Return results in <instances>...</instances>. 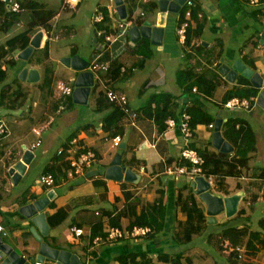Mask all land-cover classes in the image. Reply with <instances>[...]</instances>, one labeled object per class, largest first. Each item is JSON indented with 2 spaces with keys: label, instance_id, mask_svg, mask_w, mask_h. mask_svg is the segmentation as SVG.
I'll return each instance as SVG.
<instances>
[{
  "label": "crops",
  "instance_id": "crops-1",
  "mask_svg": "<svg viewBox=\"0 0 264 264\" xmlns=\"http://www.w3.org/2000/svg\"><path fill=\"white\" fill-rule=\"evenodd\" d=\"M17 1L21 4L22 1L27 0ZM34 1L43 3L46 8L54 11L55 14L50 21L53 34L50 39L44 35L40 46L34 48L27 60L18 58L17 55L21 50L16 52L15 65L10 67L5 64L4 68L7 69L8 77L12 70H17V78L7 81V77L5 82L0 84V120L6 124L10 139L24 144L23 147L21 146L22 150L15 154L19 155L16 162L23 157L27 149L33 152L35 148L42 145L44 138L41 139V144L33 148V145L39 141L34 128L44 130L56 123L57 118L59 120L50 133L52 135L50 140L55 142V148L52 149L51 145L47 146L43 156H36L33 152L34 158L28 165L26 174L17 183L9 174V168L16 162L7 170L11 185L6 186L9 182L6 178L0 181L2 212H0V224L5 228V234L0 233V235L4 242L27 258L38 255L44 241L54 249L66 250L77 255L82 264H118L116 258L127 253L147 252L157 257L160 252L176 247V242L166 237L168 233L171 235V226H178L180 221L187 218L186 213L181 209L180 195L183 199L189 195L194 196L198 206L205 211L206 219L200 222V229L193 234L192 238L196 235H204L207 231L211 234L213 230L209 229V226H214L216 223L223 224L234 218L250 216L246 208H239L232 216L221 218L219 215L216 216V223H208L206 205L195 192L191 184L192 177L187 174H170L167 169L179 164L182 158L184 139L180 129L181 114L190 113L188 111L190 107L194 106L197 117L212 116L214 124L217 119H222L221 133L225 140L227 138L224 136V126L229 118H242L243 123L238 122L237 125L241 124V126L237 128H241L242 124L245 127H251L256 141L255 149L247 155L248 163L245 164L246 161H242L235 155L236 146L227 140L233 149L225 153H230V156L240 161V163L237 161L240 164H238L240 174L236 176L215 174L205 178L209 181L214 194L241 195L245 206L253 207L260 197L264 198V107L257 102L252 103L250 109L225 106L226 95L230 91L247 86L237 83L239 77L243 76L242 72H238L235 77H232L234 80H231L219 70L222 64L233 68L234 64L241 60L246 67L262 77L264 84V38L262 36L264 4L251 6L243 0H193L195 5L200 6L198 18H200L199 14H202V18L205 17V27L201 36L197 38L195 36L197 20L191 17L188 28L189 43H182L177 33L182 19L180 17L182 8L179 11L163 9L162 0H123L128 13L127 20L131 22L130 28L126 32L120 30L116 39L108 42L105 38L98 39L95 32L98 26L93 21L92 15L97 7H106L112 16H110L108 32H115L113 26L120 19L117 5L115 0H94V7H87L80 13V16L83 15L82 13L86 15L87 25L83 26L86 34L79 45L68 40L74 39L83 31L82 26L80 29L76 26V23L80 22L79 10L84 4L83 0L76 8L67 6L64 0ZM150 3H156V6L150 8ZM6 9L8 11L9 8ZM142 10H150L152 14L141 17ZM74 19L78 20L72 21ZM68 20L72 23H67ZM143 20L142 25L138 24ZM185 20L184 18L183 22ZM147 22L152 28H163L161 36L156 35L154 41L152 37L133 41L131 28L135 25L144 26ZM26 29L27 26L22 23H14L8 29L0 27V44H4L8 39ZM42 29L36 27L31 32V39ZM60 32L65 34L59 35ZM144 39L150 44L151 55L146 58L144 64H141L144 52H138L137 49ZM217 40L222 42L223 51L218 44H215ZM89 42H92L89 47L90 53L86 54L81 48ZM198 47H201V50H198ZM219 49L222 52L219 61L217 59L208 61L207 53L213 50L211 55H214ZM105 54L108 55L105 62H109V70L99 71V75L92 71L94 84L88 103L75 102L72 94L62 110H59L55 96L56 84L62 81L72 86V82L69 83V81L74 80L78 75V71L64 62L65 58L82 56L89 61L88 71H91V63L97 58L102 60ZM114 60L122 61L119 72L116 66L112 67ZM24 68L38 71V78L29 80L28 74L25 79H22L20 74ZM111 69L113 75L110 73ZM191 69L195 76L185 78L186 74H184L180 81V72ZM208 69H213L220 78L217 80L208 78L202 83L194 82L195 78L197 79ZM60 75H64L67 79L61 78ZM249 80L251 86L255 87L251 78ZM72 87L74 91L75 86ZM107 87L126 94L130 108L137 113L124 124L118 143L114 140L115 137L108 136V132L103 127V119L111 108L96 111L97 102L101 97L106 96ZM165 102H169L167 105L169 114L163 121L162 118L157 120V115ZM168 117L175 120L174 126H168ZM193 129L194 137L190 143L193 148L198 151L224 152L215 146L213 141L215 129L209 124L197 123ZM41 135L43 136V133ZM67 141H69L66 156L68 161L83 151L92 150L96 155L93 162L83 167L80 172L72 174L69 173L72 169L70 166L66 175L62 176L60 173L57 175L54 186L43 185L39 193L36 191L37 187H33L29 193L14 194V184L30 183L33 178L38 183L45 168L53 165L56 158L61 155L59 151L64 150ZM0 151L1 154L4 151L2 145H0ZM1 160L0 155V162ZM115 162L119 163L123 170L131 169L137 176L136 180L107 178V170ZM35 173H39L37 177ZM50 190H54L56 194L44 209L46 218L48 214H53L59 209L65 210L67 217L58 226H50L49 234L43 235L32 218L24 216L20 208L45 197ZM128 193L130 197L127 199ZM161 196L168 210V218L166 229L159 236L151 239L146 236L123 238L110 242L100 239L95 244L91 243L94 238L100 237L91 239L95 223L102 220L107 233L111 227L132 228L130 227L132 210H126V206H133L136 209L135 212L140 213L148 202H153ZM22 199L27 200L26 204L20 203ZM15 203L18 204L16 208L13 207ZM17 211L21 215H18ZM240 222L244 221L239 219ZM245 222L254 224L251 221ZM7 223L10 227L6 226ZM74 227L82 228L83 234L78 236L73 231ZM209 237L210 242L213 237L210 235ZM223 249L228 251L225 244ZM44 264L59 263L56 260L46 259Z\"/></svg>",
  "mask_w": 264,
  "mask_h": 264
},
{
  "label": "trees",
  "instance_id": "trees-1",
  "mask_svg": "<svg viewBox=\"0 0 264 264\" xmlns=\"http://www.w3.org/2000/svg\"><path fill=\"white\" fill-rule=\"evenodd\" d=\"M6 4L0 1V15L2 17L0 18V27L2 29H8L12 24L14 23H22L27 26V29L20 34L8 39L4 44H0V84L5 82V80L8 77L7 69L4 68V65L7 64L8 66L12 67L15 65V54L18 51H22L26 49L30 45L31 41V32L36 28H44L47 30H51V19L54 16V11L51 9H48L45 7L43 3L34 1V0H27L21 2V9L18 12H12L8 9ZM156 6V3H150V8H154ZM104 9V12L106 13V19L104 22H98L97 28L95 29L96 35L98 39L105 38L104 36H99L97 33L99 30L105 28L106 31H109L110 26V15L109 10L106 7H101ZM200 11V6L197 4L193 8L192 17L197 20V27L195 29V36L199 38L201 34L203 33L204 27H205V17L198 18V12ZM130 12H132V9L130 8ZM180 17L182 18L179 25L183 23L184 20V9L182 8L180 10ZM3 18V19H2ZM143 21H139L138 24H143ZM107 25V26H106ZM187 31V38L186 42L189 43V36L190 34ZM64 35L62 32L59 33V35ZM218 41V40H217ZM218 44L221 47L222 50V42L218 41L215 43ZM215 44L213 46H215ZM203 47V46H202ZM204 48V47H203ZM198 50H201V47L197 48ZM221 50L219 49L218 52L214 55H211L212 52L210 51L207 53L206 58H208V61H211L213 59H217L219 61L220 55L222 54ZM138 52H144V58L142 59L141 64H144L146 61V58L151 55L150 51V44L149 42L144 39L139 45V49H137ZM223 51V50H222ZM189 57L190 55L187 54ZM108 55H103L102 60L105 62L107 60ZM190 58V57H189ZM196 59V58H195ZM112 67H117V72L120 71L122 66V61L114 60L112 63ZM191 70H188L187 72H180V81L182 80L184 74L185 78L193 77L195 76ZM113 70L111 69V74L113 75ZM208 78L212 79H219L220 75L215 72L213 69H208V71L202 72L197 79H194V82H205ZM238 84H243L247 87L245 88H237L235 90L230 91L226 95L225 102L233 98L234 96H240L241 98H250L252 96H258L259 89L252 87L250 80L246 76H240L238 81ZM70 101L72 102V98H70ZM58 102V100H57ZM169 102H165L163 108H161L160 113L157 115V120L159 118H162V121L168 116L169 111H167V105ZM253 103V102H252ZM59 105V102L57 103ZM110 107L111 111L104 117L103 121V127L104 130L108 132L109 137H116L120 136L121 133L124 130V124L126 119V113L125 111L117 104H114L110 102L107 98L101 97L96 105V111H102L106 108ZM188 111L191 113V126H195L197 123H213L214 120L212 116L205 115L202 117H197V111H194V106L190 107ZM169 118V117H168ZM244 119L242 118H229V120L225 124L224 129V136L227 138V140L230 143H233L236 146L235 155L237 157H240L242 161L247 162V155L251 151L255 149L256 141L255 136L252 132L251 127L244 126L242 124L241 128H237V123L242 122ZM243 123V122H242ZM74 133L71 135V138L73 137ZM70 138V139H71ZM2 139V136H0V140ZM69 139V141H70ZM64 145V150L60 153L61 157H57L55 163L47 168H45L44 173L46 174H52L55 177V182L57 181V175L60 173L62 176L66 175L68 169H70L71 162L66 159L67 148L68 143ZM201 155L205 158V164H204V171L206 177H210L211 175L220 174L223 176L227 175H239L240 170L238 169V164L240 161L235 160L232 156H230V153L225 152H214L209 150H201L199 151ZM18 157L10 156L9 157V163H14L18 159ZM236 158V157H235ZM237 161L239 163H237ZM180 163V162H179ZM240 165V164H239ZM127 199L130 197L129 193L126 194ZM179 201L182 202L181 209L183 212L186 213V220L180 221L178 226H171L172 232H171V238L176 242L175 249L182 247L183 245L192 242L193 240V234L197 233L200 229V222L206 219L205 211L198 206L197 201L195 200L194 196L189 195L185 199H183L182 195L179 197ZM27 200L22 199L20 201L21 204H26ZM126 210H132V222L131 226H148L151 228V232L146 235V238H155L159 236L161 233H163L166 229L167 224V218H168V210L167 207L163 201V196L161 198H158L157 200L153 202H148L147 205L140 211V213L135 212L136 209L133 206H126ZM1 212V210H0ZM18 212V211H17ZM2 213V212H1ZM18 215H21L20 212H18ZM67 217V212L63 209H59L57 212L53 214H48V222L51 227H56L59 224H61ZM241 219V218H240ZM9 221V219H8ZM251 221L255 223L252 220H246ZM256 224V223H255ZM11 225V223H10ZM259 229L252 230L251 226L243 225L239 226V218H235L231 220L230 222H226L223 224H214V226H209V229L214 230L216 228V231L218 233V236L222 238H226L228 240H231L233 244L244 246L249 250L247 255L256 256L258 253L264 251V218L259 220L258 222ZM9 226V223L6 225ZM104 223L102 220L95 223L92 237L93 239L96 236H100L103 240L107 237V232L104 230ZM213 233V231H212ZM211 233V234H212ZM210 234V231H207L205 233V237H208L209 235L211 237H214ZM210 238V237H209ZM197 244H194L196 246ZM212 246V245H210ZM207 248L209 246H206ZM210 248V247H209ZM220 250L223 249V245H219ZM210 250V249H209ZM118 261V264H156V260L159 262H164L168 264H194L195 260L191 256V253L185 254V251H174L172 252H160L157 257L151 256L147 252H131L127 253L121 256H118L116 258ZM224 264H229L224 263Z\"/></svg>",
  "mask_w": 264,
  "mask_h": 264
},
{
  "label": "water",
  "instance_id": "water-1",
  "mask_svg": "<svg viewBox=\"0 0 264 264\" xmlns=\"http://www.w3.org/2000/svg\"><path fill=\"white\" fill-rule=\"evenodd\" d=\"M185 1L186 0H162L161 4L167 5L166 7L163 5V9L169 8L174 11H179ZM115 2L120 18L127 19L128 13L123 0H115ZM131 30L133 41L135 42L143 37H152L154 41V37H156V35L158 36V34L161 36V33L163 32V28H152L149 22L141 27L135 25L131 28ZM262 36L264 38V31ZM42 37H44V32L40 30L31 39L30 45L18 53V58L24 60L29 59L34 48L40 46ZM64 62L78 71L77 77L72 80V84L75 86L73 91V98L75 102L79 104H87L91 88L94 84V73L92 71H88L89 61L82 56L75 55L65 58ZM219 70L223 75L228 76L231 80H234L232 77H235L238 72H242L243 75L251 78L255 88L259 89L256 101L260 106L264 107V84L262 77L257 72H254L252 69L246 67L241 60H238L234 64L233 68L227 64H222L219 67ZM28 74L29 80H36L38 78V71L33 69L29 70L28 68H24L22 70L20 77L25 79ZM222 123L223 120L220 118L215 121L213 141L215 146L221 151L228 152L233 148L230 143L225 140L221 133ZM33 157L34 153L27 149L23 157L9 168V174L12 176L15 183H17L18 180L25 174ZM107 178L114 180H121L124 178L126 181H135L137 176L131 169L123 170L122 166L115 162L110 168H108ZM191 184L195 188V192L200 196L201 200L206 205L208 223H216V216L221 212H226L227 216H232L237 212V205L239 199H241V195L220 196L218 194H214L211 190L209 181L203 176L196 177L192 180ZM55 194L54 190H50L45 197L37 199L36 201L26 204L20 208V211L24 216L32 218L33 222L43 235L49 234L50 231V225L47 221L44 209L55 197ZM40 239H42V236H40ZM46 259L56 260L59 264H82L77 255L66 250L54 249L44 241L41 244L39 254L31 256V258H27V256L14 249L13 246L4 242L3 237L0 235V264H44Z\"/></svg>",
  "mask_w": 264,
  "mask_h": 264
},
{
  "label": "built area",
  "instance_id": "built-area-1",
  "mask_svg": "<svg viewBox=\"0 0 264 264\" xmlns=\"http://www.w3.org/2000/svg\"><path fill=\"white\" fill-rule=\"evenodd\" d=\"M3 3L7 5L10 11L12 12H18L21 9V4L17 0H0ZM246 3H248L251 6H261L264 4V0H244ZM65 4L71 8H76L79 6L81 0H64ZM195 6V3L193 0H186L184 4L181 6V8L184 9V18L186 19L177 29L178 38L182 43L186 42L187 38V31L189 28V20H191L193 8ZM148 14H152L150 10L144 11L142 10L140 12L141 17H145ZM109 15L111 16L110 12ZM200 17H202V14H199ZM112 17V16H111ZM93 21L95 23L98 22H104L106 19V13L104 12V9L101 7H97L92 15ZM120 18V17H119ZM128 18V17H127ZM131 22L127 19H119L116 22V25L113 26L116 30L115 32H108L105 28L98 31L99 36H104L105 39L108 42H112L116 39L118 34L123 31L126 32L130 28ZM121 30V31H120ZM44 32V35L47 36V39H50L53 32L51 30L42 29ZM91 71H93L95 74H98L99 71L106 72L109 70V62H103L100 58H97L95 61H93L90 65ZM99 75V74H98ZM55 96L58 100L60 106L63 108L70 95L73 94V87L65 82H58L56 84V90H55ZM105 94L108 98V100L114 104L119 105L126 113V119L125 122H129L131 120V116H136L137 113L132 111V109L129 106V100L126 94L117 91L113 88L107 87ZM257 96H252L250 98H241V97H233L230 100H228L224 105L230 108H241V109H250L252 107V102H257ZM191 121V115L188 112H183L181 114V121H180V129L183 135L184 143L183 148L181 150V160L180 163L175 165L173 168L168 167L167 172L170 174L175 175H182L187 174L192 177V179H195L198 176L205 177V171H204V164H205V158L203 155L200 154V152L193 148L190 143L192 138L194 137V129L191 127L190 124ZM168 126L172 127L175 124V120L172 117H169L167 119ZM209 126L211 128L215 127L214 123H210ZM238 127L241 126V124L237 125ZM34 132L38 135L39 141L33 145V148L35 146L41 144V134H42V128H34ZM8 135V129L6 127V124L0 120V136L5 137ZM116 143L119 142L120 136H116L114 138ZM76 141V140H75ZM32 149V148H31ZM62 151L60 150L59 153ZM71 152V151H70ZM18 157V156H17ZM96 155L92 150H86L85 152H81L78 156L71 158V166L72 169L69 172L72 174L73 172H80L83 167L89 166L93 160L95 159ZM39 183L46 185V186H54L55 185V177L52 174H42L39 177ZM73 231L78 235L83 234L82 228L74 227ZM151 232V228L148 226H133L129 229H121L118 227H111L108 231L107 237L105 238V241H113L123 238H137L140 236H146L148 233ZM0 233L5 234V228L3 225L0 224ZM102 239L101 237L94 238L91 243L95 244L96 242L100 241ZM245 250L244 246L239 245L236 247L235 250L241 251ZM91 250H93V246H91Z\"/></svg>",
  "mask_w": 264,
  "mask_h": 264
},
{
  "label": "rangeland",
  "instance_id": "rangeland-1",
  "mask_svg": "<svg viewBox=\"0 0 264 264\" xmlns=\"http://www.w3.org/2000/svg\"><path fill=\"white\" fill-rule=\"evenodd\" d=\"M83 1H84V4H83L82 8L79 10V17H80L79 19H80L81 23L80 22L76 23V26L78 27V29H80V27L82 26L83 31L81 34L83 36H81V34H79L74 39L68 40L69 42L79 44V45L81 44L82 40H84L83 37L86 34L84 27L87 25L86 15L84 13H82L83 15L80 16V13L83 11V9H87V7H90V8L94 7V0H83ZM76 20H78V19H74L72 21L76 22ZM67 23H72V22H71V20H68ZM91 44H92V42L85 44L81 48L82 51L86 54H89L90 53L89 47ZM86 54H85V56L87 57ZM11 69H13V68H11ZM16 71L17 70L11 71L10 76L8 77L7 81H11L14 78H17ZM60 77L67 79L66 77H64V75L63 76L60 75ZM71 82H72V80L69 81V83H71ZM72 86H74V85H72ZM58 108H59V110H62V107L60 106V104L58 105ZM56 120L58 121L59 118H57ZM57 121H56V123H57ZM56 123L51 124V126L46 127L44 130L42 129L43 136L41 135V139L44 138V141H43L41 146H39L33 150V152L36 153V156H43V153H44L47 146L50 147V145H51L52 149L55 148V146H54L55 142H53V140L51 142V140H50V139H52V135L50 133L56 127ZM0 145H2L4 148V151L2 154L0 151V155L2 156V160L0 162V181H2L4 178L9 180L10 176L8 175L7 170L9 168V166H11L13 164V163H9V157L15 156V154H17V152L19 150H22L21 146L23 147L24 144L21 142L16 143V140H14V139L11 140L10 135H8L5 137H2V139L0 140ZM30 164H31V162H30ZM38 174H36L35 176L37 177ZM10 185H11V183L9 180V182L6 183V186L8 187ZM3 186H4V184H3ZM42 186H43V184H41L39 182L37 183L35 181V179L33 178V180L30 183L23 182V183H19V184H14L13 190H14V194H17L18 192L20 194H23L24 192L29 193L33 187H37L36 191H37V193H39V190ZM211 190L213 191V189H211ZM215 193H218V192L215 191ZM17 205L18 204L15 203L13 207L16 208ZM237 207H238V209L239 208H246L247 212L250 214V216H248V217H242V218L238 217L239 219L241 218V220L244 221V222H240L239 226L247 225L249 227L251 226L252 230L259 229L258 222H259V220L264 218V198L260 197V199L255 203V205L253 207L245 206L243 199L242 200L239 199ZM50 208L51 207H49V209ZM219 215L221 218H224L225 216H227L226 212H221L217 216H219ZM246 220H252L256 224L254 223L252 225L250 223L245 222ZM169 234L170 233H168V237H166V238L171 239V235H169ZM213 234H215V235L213 238H211L210 242L207 240V237H205V233H204V235L203 234L202 235H196L193 238L192 242L187 243V244L183 245L182 247L180 246V248H178V249H175V248H177V247H175L173 249H167L166 251L173 253L176 250H178V251L184 250L185 254L191 253V256L195 260L194 264H224V263H226V261L229 264H264V251L258 253V255H256V256H252L250 254L247 255L249 250L245 247V245H244L245 251L243 249L241 251H237L235 249H236V247H238V245L230 242L231 240H228L226 238H222L220 236H218V238H217L218 233L216 231V228L213 230ZM170 243H173V242H170ZM194 244H197V245L194 246ZM221 244L223 245V247L225 244V247L228 249L227 252L225 250L222 251L219 249V245H221ZM210 245H212V246H210ZM206 246H209L210 248L209 247L207 248ZM156 264H168V263L159 262L156 260Z\"/></svg>",
  "mask_w": 264,
  "mask_h": 264
},
{
  "label": "clouds",
  "instance_id": "clouds-1",
  "mask_svg": "<svg viewBox=\"0 0 264 264\" xmlns=\"http://www.w3.org/2000/svg\"><path fill=\"white\" fill-rule=\"evenodd\" d=\"M243 1H244V0H243ZM244 2H245V1H244ZM220 66H221V65H220ZM225 103H226V102H225ZM225 103H224V104H225ZM189 114H190V113H189ZM190 122H191V121H190ZM191 127H192V126H191ZM214 128H215V127H214ZM195 149H196V148H195ZM205 177H206V176H205Z\"/></svg>",
  "mask_w": 264,
  "mask_h": 264
}]
</instances>
